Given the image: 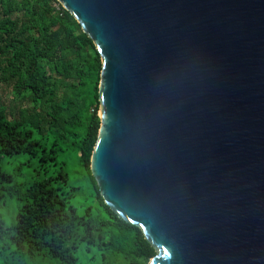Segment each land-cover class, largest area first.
Segmentation results:
<instances>
[{
	"label": "water",
	"instance_id": "95a60500",
	"mask_svg": "<svg viewBox=\"0 0 264 264\" xmlns=\"http://www.w3.org/2000/svg\"><path fill=\"white\" fill-rule=\"evenodd\" d=\"M101 59L89 169L147 264H264V0H57Z\"/></svg>",
	"mask_w": 264,
	"mask_h": 264
},
{
	"label": "trees",
	"instance_id": "16d2710c",
	"mask_svg": "<svg viewBox=\"0 0 264 264\" xmlns=\"http://www.w3.org/2000/svg\"><path fill=\"white\" fill-rule=\"evenodd\" d=\"M59 4V5H58ZM97 59L96 61H94ZM99 53L57 0H0V264H147L153 248L100 196Z\"/></svg>",
	"mask_w": 264,
	"mask_h": 264
},
{
	"label": "rangeland",
	"instance_id": "374dc122",
	"mask_svg": "<svg viewBox=\"0 0 264 264\" xmlns=\"http://www.w3.org/2000/svg\"><path fill=\"white\" fill-rule=\"evenodd\" d=\"M96 60L97 59H95L94 61ZM99 62L101 64V59H99ZM100 71H101V65L99 71L96 69L95 70L89 69L87 72L89 80L95 81L96 79H98V84H99ZM26 108H30L29 103H19L16 99L12 97L10 89L8 87L0 85V112L7 111L9 113H13L14 111L26 109ZM97 116L99 117V108L97 111Z\"/></svg>",
	"mask_w": 264,
	"mask_h": 264
}]
</instances>
